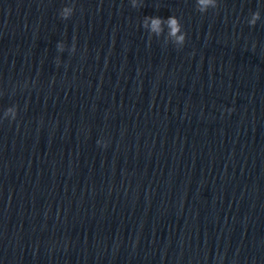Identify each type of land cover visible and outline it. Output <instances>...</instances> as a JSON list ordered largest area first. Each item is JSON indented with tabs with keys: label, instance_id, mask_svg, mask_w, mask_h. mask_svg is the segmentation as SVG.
<instances>
[{
	"label": "clouds",
	"instance_id": "clouds-1",
	"mask_svg": "<svg viewBox=\"0 0 264 264\" xmlns=\"http://www.w3.org/2000/svg\"><path fill=\"white\" fill-rule=\"evenodd\" d=\"M215 7V4L213 3V0H196V6L197 10L201 13H205L208 10L209 6ZM142 4H136L135 0H133L132 7H141ZM73 9L71 7H65L63 11L60 13V16L62 19H68L70 18V15L73 13ZM259 19V13H254L252 16V19L250 21V24L254 25L256 20ZM150 22V32L151 34L155 36H161L162 28L161 25L164 23V20L159 16H146L142 22V27L148 28ZM167 26L169 28L168 36L170 38H174L176 43H179L181 45L184 44L186 40V33L182 31V25L180 23V20L172 15L169 16L166 20ZM63 45H58V48L62 49ZM99 143V141H98Z\"/></svg>",
	"mask_w": 264,
	"mask_h": 264
}]
</instances>
